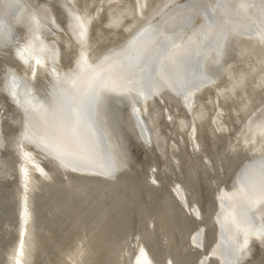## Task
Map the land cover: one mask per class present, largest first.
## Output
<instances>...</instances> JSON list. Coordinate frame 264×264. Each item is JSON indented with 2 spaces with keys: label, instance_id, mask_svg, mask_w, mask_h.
I'll use <instances>...</instances> for the list:
<instances>
[{
  "label": "bare ground",
  "instance_id": "bare-ground-1",
  "mask_svg": "<svg viewBox=\"0 0 264 264\" xmlns=\"http://www.w3.org/2000/svg\"><path fill=\"white\" fill-rule=\"evenodd\" d=\"M54 1L0 0V264H226L223 230L231 264H264V172L237 177L264 160V0H59L66 22ZM145 26L154 67L129 72ZM188 54L221 72L176 96ZM55 85L135 107L116 126L77 105L64 126L44 106Z\"/></svg>",
  "mask_w": 264,
  "mask_h": 264
},
{
  "label": "water",
  "instance_id": "water-1",
  "mask_svg": "<svg viewBox=\"0 0 264 264\" xmlns=\"http://www.w3.org/2000/svg\"><path fill=\"white\" fill-rule=\"evenodd\" d=\"M221 3V2H220ZM52 5L54 6V9L58 10V12H62L63 14V19L64 22H66V18H64L65 15V10L66 8H63L64 11H62V9L60 8L61 4L59 2V0H55L54 2H52ZM220 5V4H219ZM60 10V11H59ZM202 13V12H201ZM66 14H67V10H66ZM201 18L204 19L205 24L207 26H211L214 25L216 23V17H215V13L212 9H206L203 11V14H201ZM186 21V20H184ZM182 21V22H184ZM186 26V24H181L177 27H168L166 29V33H175L176 31H178L179 29H183ZM227 26V25H226ZM53 29H55V27L52 25ZM189 27V26H187ZM228 27L230 28L231 25H228ZM186 29V28H185ZM53 30H48V32H51ZM156 33V29L149 27V26H145L143 27L141 30L136 31L133 36L129 39V48L122 52L119 57L121 58V62H123L124 64H126V66L129 69V72L131 71H135L136 68H143L146 67V65L148 63H153L152 61V57L151 56H146V53L143 51L142 47L144 45L145 42H147V38H150L152 36H154ZM199 33L201 34V40L203 43V47H207L209 45H211L214 41V38H212L210 35H206L203 33L202 30H199ZM10 39V38H9ZM162 40V38H161ZM9 42V49L11 50L12 45L11 40L8 41ZM161 41H159L158 43H160ZM225 47L227 49L226 51V55L225 57L221 60V65L222 66H226L229 61H230V56H231V49L233 47V42L231 41L230 38H226L225 40ZM176 61L178 62V67L182 70L183 74H180L181 76L184 75V78L186 79V84L183 85L181 88H183V90H179V92L176 91V96H183L182 94L184 92H186L187 90L191 89L194 86L199 85L200 83L204 82L205 80H209L211 78L216 77L217 75L220 74V68L221 65H219V60L216 59H211V60H207L206 62V69H202L203 72L205 74H201L200 76L194 72L193 70L195 69V65L197 64V60L194 56L188 54L186 56H181L178 60L176 59ZM153 65V64H152ZM154 67V65H153ZM164 73L169 72L168 68H163ZM194 72L197 75H191L190 72ZM78 74V80H76V82H78L80 79L81 74ZM7 75V84L8 85L9 81H17L18 83H20V85L18 84V87H20L22 84L21 82H19V80L11 77ZM204 76V78H203ZM11 77V78H10ZM15 79V80H14ZM55 85L53 87V93L52 95L49 94L47 91L48 90H43L44 91V95L45 93H48L49 97H46L44 102V106L46 107V110L48 111L49 116L52 114H57V118L60 121V124H63L64 126H67L70 122L71 119V110L77 106V105H81L83 108L89 109L91 110V114L92 116H95V118L97 120H101V116H99L97 118L98 112L99 110H101L102 108L100 106H102L103 108L106 107L107 112H109V116H111V120L113 121L112 123L115 124L116 126H119V124L123 123V119L125 117V111L130 109L131 107H135L134 105H132L129 102L124 101L123 103H116L113 102L112 99L108 98V97H102V98H92L90 99V95H86L83 96V94H81V92H75L76 90H74L73 88H70L67 92L62 93L60 91L59 86ZM7 88V87H6ZM50 89V87H49ZM7 98L9 100L12 99V95L11 93H9V91H7ZM141 100L137 95L134 97V103L135 105H140L141 104ZM189 100V99H188ZM10 101H8L9 103ZM14 106V103H12ZM187 106V105H186ZM85 112V111H84ZM83 112V115L85 118H87V115ZM3 113H0V115ZM140 117L138 114H133L131 116V120H133L132 122H134V124L136 125V127L138 128V121L140 122ZM143 123V122H142ZM141 123V125H142ZM145 126V124H143ZM54 132V131H53ZM252 165L257 168L256 169V173L255 175L250 178V175L248 174V169H250L252 167ZM264 172V160H256L255 161H251L249 164H247L239 173V175H237L238 179H240L241 183L246 184L248 182L247 185L245 186H251L254 185L255 187H258L256 185L257 184V178L260 176V173ZM256 178V179H255ZM238 180H235V184H237ZM250 188V187H249ZM3 203H1L0 201V211H4L3 208ZM240 218L245 221V222H252V223H256V217L248 212L243 210L240 213ZM221 240H220V246L222 249V252L224 254L225 257V263L229 264L230 263V259L228 256V251H229V247L230 245L226 242V238H225V231L223 230L221 233ZM231 264V263H230Z\"/></svg>",
  "mask_w": 264,
  "mask_h": 264
},
{
  "label": "snow or ice",
  "instance_id": "snow-or-ice-1",
  "mask_svg": "<svg viewBox=\"0 0 264 264\" xmlns=\"http://www.w3.org/2000/svg\"><path fill=\"white\" fill-rule=\"evenodd\" d=\"M76 22H77V25L83 29L84 28V22L82 20H80L79 17H76ZM247 245V241H245V246ZM242 250V249H241Z\"/></svg>",
  "mask_w": 264,
  "mask_h": 264
}]
</instances>
